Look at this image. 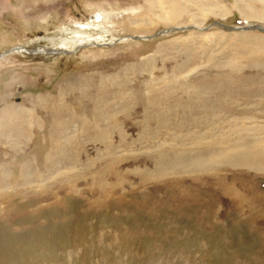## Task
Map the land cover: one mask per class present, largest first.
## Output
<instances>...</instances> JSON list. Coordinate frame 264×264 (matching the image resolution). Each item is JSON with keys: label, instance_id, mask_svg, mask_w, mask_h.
<instances>
[{"label": "rangeland", "instance_id": "1", "mask_svg": "<svg viewBox=\"0 0 264 264\" xmlns=\"http://www.w3.org/2000/svg\"><path fill=\"white\" fill-rule=\"evenodd\" d=\"M247 23L264 0H0V53L70 51L0 57V264H264Z\"/></svg>", "mask_w": 264, "mask_h": 264}, {"label": "water", "instance_id": "2", "mask_svg": "<svg viewBox=\"0 0 264 264\" xmlns=\"http://www.w3.org/2000/svg\"><path fill=\"white\" fill-rule=\"evenodd\" d=\"M219 25L223 26V24L219 23ZM237 29H241V30H244V31H248V30H258V31H261V32H264V26L261 25V24H253V23H247L245 26H239V27H235ZM173 29V28H171ZM177 29V28H176ZM179 29V28H178ZM168 31V29L166 30ZM158 33H162L161 31H158L156 34ZM131 38L135 39V38H139V37H135V36H130ZM141 38H144V37H141ZM25 48H27V52H33L36 51V52H39V50H36L34 48H30V47H26V46H23ZM20 47L19 46H15V47H12L11 49H8L2 53H0V57L3 56L4 54L10 52V51H14V50H17L19 49ZM33 49V50H32ZM45 51V53H48V54H59V53H69L70 51H63V50H54V49H45L43 50Z\"/></svg>", "mask_w": 264, "mask_h": 264}, {"label": "bare ground", "instance_id": "3", "mask_svg": "<svg viewBox=\"0 0 264 264\" xmlns=\"http://www.w3.org/2000/svg\"><path fill=\"white\" fill-rule=\"evenodd\" d=\"M215 3H213V5H214ZM202 5H204V4H202ZM206 6V5H205ZM204 9V8H203ZM91 45H96V44H91ZM34 49H36V50H39V52H36V51H34V53L31 51V52H27V48H25V47H23V46H20V48L19 49H17V50H14V51H24V52H27V53H32V54H40V53H45V51H43V50H45V49H41V48H34ZM33 50V49H32ZM55 50V49H54ZM60 50H63L64 52L66 51V50H64V49H59V51ZM63 53V52H62ZM213 159V158H212Z\"/></svg>", "mask_w": 264, "mask_h": 264}]
</instances>
